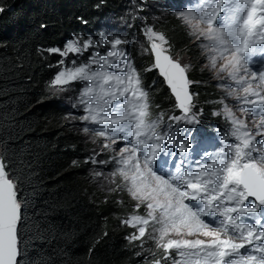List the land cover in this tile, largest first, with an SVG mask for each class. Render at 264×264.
I'll list each match as a JSON object with an SVG mask.
<instances>
[{"label":"snow or ice","instance_id":"snow-or-ice-1","mask_svg":"<svg viewBox=\"0 0 264 264\" xmlns=\"http://www.w3.org/2000/svg\"><path fill=\"white\" fill-rule=\"evenodd\" d=\"M3 11L0 7V12ZM177 15L192 37L208 42L203 47L210 53V66L215 69L218 60L224 61L219 71L228 72L233 80L244 85L240 91L245 95L236 97L247 106L238 109L244 118L220 101L235 142L221 148L210 163L194 169L187 167L192 131L200 123L197 114L191 112L193 94L189 86L193 81L187 77V67L166 55L155 42L157 38L167 43L162 34L152 29H147L145 35L155 54L154 67L165 78L177 107L185 114L169 119L193 128L173 130V125L168 124L167 130L158 131L163 113L151 118L148 92L141 87L139 73L131 63L121 75L118 73L124 66L111 65L106 57H93L92 63L99 65V70H92L90 64L65 68L55 75L49 87L54 89L73 81L89 82L79 97L86 113L80 119L98 127H84L83 131H91L112 144L128 140L124 147L113 149L116 154L112 159L119 165L116 172L129 195L137 201L136 208L144 203L148 212L147 218L130 216L123 223L138 227V234L128 238L135 241L145 237L149 222H153L151 239L163 254L157 258L153 253L151 264H264V224L260 220L248 223L245 219L258 211L256 204H245L250 197L264 206V95L252 83L256 81L264 89V71L257 73L248 66L252 57L264 56V0H196L192 7ZM218 17L222 23H217ZM121 43L117 38L113 47ZM90 46L91 41L82 45L69 41L64 50L52 47L46 51L67 56ZM116 56L115 51L107 53V57ZM123 58L121 53L118 59ZM59 63L63 64V60ZM110 67L116 71H109ZM120 99L122 103H113ZM103 148L108 149L109 143H104ZM177 152L180 155L171 172L161 175L154 170L162 155L176 156ZM7 168L0 156V264H18L22 201L18 181ZM185 201H196L200 206L193 207ZM211 215L220 217L217 224L202 218ZM173 233L210 239L169 238ZM246 246L250 250L242 253ZM172 250H176L175 254Z\"/></svg>","mask_w":264,"mask_h":264},{"label":"trees","instance_id":"trees-1","mask_svg":"<svg viewBox=\"0 0 264 264\" xmlns=\"http://www.w3.org/2000/svg\"><path fill=\"white\" fill-rule=\"evenodd\" d=\"M120 3L0 0L4 9L0 12V156L10 176L18 181L21 194L18 264H151L153 253L157 258L163 254L153 245L149 248L151 235L141 239L142 251L125 236L131 228L122 227L119 221L140 215L132 210L135 202L93 193L85 155L62 119L57 92L51 94L53 88L49 87L62 59L46 50L64 49L68 37L80 34ZM161 32L171 55L185 52L194 66L187 75L196 92L197 112L213 123L225 121L212 111L222 108L220 101L228 95L212 83V73L202 63L203 48L174 19ZM72 55L65 60L79 59ZM145 72L157 96L161 90L167 93V100L151 104V112L179 111L163 77L153 70ZM143 206L141 211L146 209Z\"/></svg>","mask_w":264,"mask_h":264},{"label":"rangeland","instance_id":"rangeland-1","mask_svg":"<svg viewBox=\"0 0 264 264\" xmlns=\"http://www.w3.org/2000/svg\"><path fill=\"white\" fill-rule=\"evenodd\" d=\"M121 3H126L129 2L130 9H127V6H123L124 9H121V12L125 13L126 18L130 19L132 21V24L135 25L136 27V34L135 33H111V30H109L107 27H111L114 24H122V19L118 21L115 17L109 16L102 22H92L89 25H86V28L91 29V33H85L83 34V31H79L77 35H73L72 38L68 37L66 39V42L68 43L69 41H78L80 45H82L86 41H91V46L88 47L87 49H83L81 53H74V57H79L77 61H68L65 60L66 56H61V59L63 60V64L61 65V68H58V72L64 70L65 68H73L80 66L79 64H90L91 68L94 66L92 61L88 58L91 53V51L95 52L97 55L100 54L99 56H96V59H99L100 57H106L107 59L112 58V57H107V53L109 51H115L117 53V56L114 57L115 59H118L121 53L117 52L116 48L113 47V41L115 39H120V37H124L126 39L130 38L131 41L137 42V44L141 45L139 46V50L141 51L136 54L137 60L139 62L138 66L140 68V73L143 77V81L147 84L150 91V98H153L154 100L153 103L157 101H164L167 100V93L162 92L161 90V96H155L154 95V89L152 88V81L147 83V78L145 70L151 68L153 72L155 71V75H159L158 69L154 67V62L152 59V50H151V42L149 41L148 37L145 35V32L147 29H152L155 33L157 34H162L161 29H163V25L169 21V20H175L178 24L184 27L186 32L189 34V29L188 27L184 24L183 20L177 15V13L181 11H185L189 9V5H185L184 9H176V10H170L167 6V0H120ZM138 22V23H137ZM123 25V24H122ZM131 25V24H130ZM141 26V27H140ZM106 29L108 31H106ZM163 35V34H162ZM164 36V35H163ZM189 36L194 40L197 46H201L203 48V56H204V66H208L209 68L207 69L212 73V83H215L214 86L220 89V92L222 94H227V99L222 100L224 104H226L229 108L232 109V111L239 117L244 118V114L240 113L238 109L240 107H245L242 100H238L236 97H243L245 94L240 91V89L244 86L241 83H238L236 80H233L229 75L228 72H221L219 71V67L221 63H224V61H217V68L213 69L210 66V61L208 59V56L210 55L209 51L203 47L204 44L208 43L207 41L204 40H197L194 37H192L190 34ZM165 37V36H164ZM166 38V37H165ZM138 40V41H137ZM155 42L160 44L161 47L165 50V53H168L174 60L178 61L181 65L187 67V72L189 70L194 71V66L190 64V58L185 52L179 53L177 52L174 55H171L169 48H168V41L166 38L167 43H164L162 41H159L157 38H154ZM66 43V44H67ZM101 44H105V51L103 52V49L101 47ZM65 49V48H64ZM62 49V50H64ZM70 53H68L69 55ZM67 55V56H68ZM84 56V57H82ZM152 59V63L149 64V59ZM93 60V59H92ZM121 63L124 65L125 63L129 62L125 61L126 59H120ZM142 60L145 61L147 66H145V63L142 62ZM192 62V61H191ZM117 61L113 63V65H117ZM125 69L126 66L124 65ZM124 69V70H125ZM114 70L116 71V68L114 67ZM148 71V70H147ZM154 75V76H155ZM160 76V75H159ZM152 77V76H151ZM249 80H251V77L249 76ZM84 82L82 81L83 86ZM78 81H73L70 82L67 85L63 86H57V88L52 89L51 94L56 91L57 92V101H58V106L61 111V116L63 121H65V124L68 125L70 128L72 134L74 137H76V140L80 143V151L83 152L85 155V165H86V172L89 175L91 181H92V187H93V193L95 195H102V196H111L113 197L112 199L114 200L117 196L121 197L120 201L124 198V200H130L135 202V207L132 210H137L139 211V214H133L132 216H143L147 218V212L148 210L143 208L141 211V205H144V203H140V210L136 208L137 201L134 200L128 193L127 191V186L123 182L121 176L119 173L116 172L117 168L119 165L112 159V156L115 155L116 153L113 151V149H119L122 148L116 144H112L108 141H106L102 137H97L93 134V132H88L85 133L83 131L84 127H89V123L82 121L80 117L84 116L86 113L84 111V105L79 103V97L80 92L82 93V89L78 87ZM253 83V88L256 91L261 92V87L258 85L256 81H252ZM63 87L65 90L60 91L59 88ZM161 87V86H160ZM166 88V87H165ZM190 93L194 94V100L192 98V113L197 114L196 117L203 118L201 115V112H197V103H196V92L192 90V87L189 86ZM230 89V90H229ZM235 90V91H233ZM158 91V89H157ZM232 92V95H229V93ZM170 93V92H169ZM170 95L173 98V101L175 103V106L177 104L175 98L173 95L170 93ZM251 98V97H250ZM170 101V100H169ZM75 105V106H74ZM164 106V105H163ZM150 112H151V104H150ZM160 112V111H159ZM157 112V113H159ZM166 112V111H165ZM220 112L221 115H215L214 113ZM156 113V114H157ZM214 116H220L222 119H224L226 113L223 111L222 108H217L212 111ZM151 114H154L151 112ZM191 115V113L189 114ZM205 119V118H204ZM249 127L251 128L252 125L249 124ZM90 128V127H89ZM109 143V148L104 149L103 144L104 143ZM104 161H107V163H104ZM97 173H100V175H96ZM113 173H116V175H113ZM121 191V193H120ZM123 197V198H122ZM144 207V206H143ZM141 212L144 213V215H141ZM209 218L213 217V220H216L218 215H211L208 216ZM129 218V217H128ZM126 218V219H128ZM125 219V220H126ZM124 220V221H125ZM120 225L124 228H131V230L128 231V234L125 236H132L134 233L138 234V227L133 228L129 225H126L123 223L122 220L119 221ZM211 223V222H209ZM153 227L154 224L153 222H149V225L147 226L146 230V235H152L153 234ZM169 238L173 239H205L208 240L210 238L204 237V236H177L174 233L170 235ZM130 241V240H129ZM132 243H138L139 251L145 250L143 246H141V240H135V241H130ZM156 247L155 242L153 239H149V248L150 246ZM243 250V249H242ZM241 250V252H242Z\"/></svg>","mask_w":264,"mask_h":264},{"label":"bare ground","instance_id":"bare-ground-1","mask_svg":"<svg viewBox=\"0 0 264 264\" xmlns=\"http://www.w3.org/2000/svg\"><path fill=\"white\" fill-rule=\"evenodd\" d=\"M30 19H31V18H30ZM26 21H27V20H26ZM135 34H136V33H135ZM116 48H117V50H118L119 52H121V53H126V51H125L121 46H116ZM91 54H92V55H91ZM90 55H91V56H89L88 58L92 61L93 57H96V56H98L99 54L97 55L95 52L91 51ZM131 55H132L133 58L136 59V62L131 63V66L134 67V68L136 69V71L139 73L140 80H141V87H142L144 90H146V91L148 92V102H149V104H153L154 96H153V98H150V91H148L149 88H148L147 84L143 81V77H142V75H141V73H140V68H139V66H138V64H139L140 61L138 62V60H137V56H136V53H135V52H131ZM82 57H84V56H82ZM256 57H257V55H256ZM108 60H109L110 64L113 65L114 62H113L110 58H109ZM117 60H119V59H117ZM125 61H126V60H125ZM128 63H130V62H128ZM128 63H127V64H128ZM93 64H94V66H93L91 69H92V70H97V68H96L97 64H95V63H93ZM127 64H126V65H127ZM117 65L124 66L122 63H119V62L117 63ZM90 67H91V66H90ZM108 70H109V71H115V70H114V67H110ZM126 71H127V68H126L125 70L119 72L118 74L123 75L124 72H126ZM158 72H159V69H158ZM187 77H188V75H187ZM190 81H191V80H190ZM88 85H89V84L85 83V87H87ZM192 85H193V83H192ZM190 86H191V84H190ZM200 87H201V86H200ZM200 87H199V88H200ZM229 90H230V89H229ZM261 92H264V90L262 89ZM154 95L156 96L155 92H154ZM192 98H193V96H192ZM122 102H123L122 99H120V100H116V101H113L114 104H119V103H122ZM178 109H179V111H181V112H179L178 110H170V112H168V113H165V112H163V111H160V112L157 113V114H156V113L151 114V118H152V119H156L158 116H160L161 113H163L162 122H161V124H160V127H159L158 131H165V130H167V126H168V124H172V125H173V130H175V129H177V128H193L192 125H185V124H183V123H181L180 125H177L175 121H171V120L169 119V118L172 117V116H184V115H185V114L183 113V111H182L180 108H178ZM213 124H216L217 126L221 125L220 123H213ZM196 127H199V128H205V126H202V125H200V124L195 125V127H194V129H193V131H192L191 143H192V139H194V140L197 141L198 143H201V142H202V139H204V138H207V139H208L207 135H206L205 133L199 131L198 129H195ZM212 130L214 131V134H217V135L224 136V134H226V139H227L228 141H230L231 143L235 142L234 139L231 137L230 134L225 133V132L223 133L222 131H219V130H217V129H215V128H213ZM129 139H130V138H129ZM220 139H222V138H220ZM222 140H224V139H222ZM223 142H224V144H223L221 147H219V146L216 147V154L219 152V150H220L221 148H224V147L227 146V144H229V143H227L225 140H224ZM127 143H128V140H123V141H119V140H118L117 145L120 146V147H124ZM208 143H210V144H216V143H217V139H215V140H210ZM169 149H170V151H174V149H172L171 146H169ZM178 156H179V153H178V152L176 153V156H163V155H162V156L158 159V161H160L161 163H164V164H168V162H169V164H168V168H165V169H163V170L161 171V169L155 167L154 170L157 171L158 174H161V175H167V174L170 172L169 170H173V169H174V167H175V165H176V163H177V157H178ZM214 158H215V156L212 155V157H211V161H212ZM185 202H186V201H185ZM246 202H247V201H246ZM248 202H252V203L254 202V204H256L257 207H258V211H260V212L263 211V207H264V206H260L259 203H258L257 201L254 200V198H251V197H250L249 200H248ZM248 202H247V203H248ZM246 221H247L248 223H252V224H254V221H253V220H246ZM261 223L264 224V220H262ZM246 249H247V247H246ZM247 250H248V249H247Z\"/></svg>","mask_w":264,"mask_h":264},{"label":"water","instance_id":"water-1","mask_svg":"<svg viewBox=\"0 0 264 264\" xmlns=\"http://www.w3.org/2000/svg\"><path fill=\"white\" fill-rule=\"evenodd\" d=\"M153 52V51H152ZM166 55H169L168 53H165ZM170 56V55H169ZM153 62H155V54H154V52H153ZM159 75H160V73H159ZM161 77H163L162 75H160ZM163 79L165 80V78L163 77ZM165 84H166V86L168 87V89H169V91H170V93L173 95V97L175 98V96H174V94L171 92V90H170V87L168 86V84H167V82H166V80H165ZM189 92H190V89H189ZM176 100V99H175ZM177 102V101H176Z\"/></svg>","mask_w":264,"mask_h":264},{"label":"flooded vegetation","instance_id":"flooded-vegetation-1","mask_svg":"<svg viewBox=\"0 0 264 264\" xmlns=\"http://www.w3.org/2000/svg\"><path fill=\"white\" fill-rule=\"evenodd\" d=\"M79 83H78V87H80L82 90H83V88H85V82H84V86H83V83H82V81H78ZM78 91H79V93L81 94V92H80V90L78 89Z\"/></svg>","mask_w":264,"mask_h":264}]
</instances>
